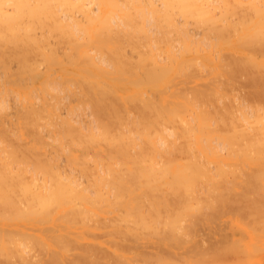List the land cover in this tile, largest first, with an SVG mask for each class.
Here are the masks:
<instances>
[{"label":"bare ground","instance_id":"6f19581e","mask_svg":"<svg viewBox=\"0 0 264 264\" xmlns=\"http://www.w3.org/2000/svg\"><path fill=\"white\" fill-rule=\"evenodd\" d=\"M0 264H264V0H0Z\"/></svg>","mask_w":264,"mask_h":264},{"label":"rangeland","instance_id":"374dc122","mask_svg":"<svg viewBox=\"0 0 264 264\" xmlns=\"http://www.w3.org/2000/svg\"><path fill=\"white\" fill-rule=\"evenodd\" d=\"M244 90H242V92H243ZM82 115H85V116H82V118L85 120V121H89L90 119H88L90 116L87 114V112L86 113H82Z\"/></svg>","mask_w":264,"mask_h":264}]
</instances>
